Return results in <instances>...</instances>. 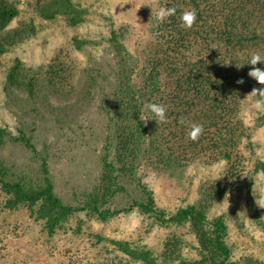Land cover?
<instances>
[{
    "label": "trees",
    "instance_id": "trees-1",
    "mask_svg": "<svg viewBox=\"0 0 264 264\" xmlns=\"http://www.w3.org/2000/svg\"><path fill=\"white\" fill-rule=\"evenodd\" d=\"M37 16L46 21L63 19L70 27H77L87 19L89 10L83 0H27ZM154 11L146 14L148 39L142 48V58L134 59L126 48L128 25L111 24L106 41L116 59L115 84L109 97H104L102 108L113 125L108 136L112 142L104 144L100 155L99 182L84 193L80 204L64 202L54 191L46 158L40 156V175L36 179L25 174H13L0 160V194L2 208L16 211L25 208L29 218L41 224L49 235L79 212H85L105 222L119 213L133 208L153 218L161 227H183L192 236L194 245L183 234L167 233L159 251L145 245H132L126 240L109 239L112 250L105 261L93 264H264L251 256L239 260L232 257L227 242L228 230L225 213L211 216L216 204L221 203L233 190L247 192V204L254 220L257 209L250 192L257 174L264 177V158L254 157L251 140L253 129L245 125L240 113L246 100H256L249 93L264 87L248 76L252 67L246 63L253 53L264 55V0H158ZM177 7L175 16L158 23L155 14L159 7ZM195 9L197 21L191 29L180 27L184 10ZM18 14L16 6L0 0V71L3 85L25 90L33 95L42 82L66 93L76 81V61L70 50L60 47L53 57L34 71L15 57L2 68V57L37 28L32 17L21 25L8 27ZM95 42L74 35L71 45L82 50ZM244 63L241 68L236 64ZM264 69V63L256 65ZM1 68L3 70H1ZM243 79L244 83L237 81ZM151 102L166 106L167 122L157 123L146 109ZM202 124L203 134L197 141L187 136L186 124L180 119ZM264 124V114L257 120ZM255 129V127H254ZM8 141H20L31 151L34 146L23 135L15 136L0 125V149ZM112 147L114 159L110 158ZM140 159L155 169H171L202 162L212 165L224 163L217 179L203 184L200 197L192 203L167 211L156 205L152 191L141 185L142 198H132L123 208L110 209L112 198L124 190L121 175L132 174ZM108 203V204H107ZM97 241L104 238L95 235ZM192 245L196 256H187L184 249ZM120 252L127 257L116 259ZM117 254V253H116ZM90 264V263H89Z\"/></svg>",
    "mask_w": 264,
    "mask_h": 264
},
{
    "label": "rangeland",
    "instance_id": "rangeland-1",
    "mask_svg": "<svg viewBox=\"0 0 264 264\" xmlns=\"http://www.w3.org/2000/svg\"><path fill=\"white\" fill-rule=\"evenodd\" d=\"M18 14L10 21L9 28L21 25L32 17L37 32L15 45L1 58L2 68L18 57L26 67L38 70L60 48H67L76 61V81L69 93L53 89L42 82L33 95L13 87L4 88L0 71V125L9 133L27 138L37 153L31 152L20 141H8L0 149V160L13 174H25L36 179L40 175V156H44L54 184V191L69 204H80L84 193L91 191L99 182L100 155L104 144L112 142L108 136L113 125L102 108L104 97H109L115 84L116 59L106 39L111 24L128 25L126 48L134 59H141L142 48L148 39L144 29L148 27L146 14L156 9L158 0H83L89 13L86 21L70 27L65 20L40 19L27 0H8ZM151 5V6H150ZM78 35L95 42L82 50L74 49L71 38ZM1 68V70H3ZM254 100H246L241 117L253 129L254 157L264 158V124L257 120L262 112L254 109ZM255 127V129H254ZM110 158L114 159L112 147ZM224 163L191 165L155 169L140 159L132 174L121 175L124 187L107 206L110 209L129 205L132 198H142L141 185L152 191L156 205L167 211L195 202L200 197L203 184L217 179ZM253 189H264V177L257 174L250 196L255 203ZM0 194V264H93L105 261L112 245L109 239L126 240L133 245H145L159 251L164 236L169 232L183 234L194 245L192 236L183 227H161L153 218L141 214L136 208L101 222L85 212H79L64 223L55 234L49 235L41 224L28 216L25 208L9 211L2 208ZM247 192L231 191L214 206L211 216L227 214V242L232 247V257L239 260L251 256L264 262V229L254 220L247 204ZM257 218L264 223V208L254 204ZM95 235L104 239L97 241ZM192 245L184 251L196 256ZM116 259L127 257L114 251ZM117 253V254H116ZM131 261L130 264H142Z\"/></svg>",
    "mask_w": 264,
    "mask_h": 264
},
{
    "label": "clouds",
    "instance_id": "clouds-1",
    "mask_svg": "<svg viewBox=\"0 0 264 264\" xmlns=\"http://www.w3.org/2000/svg\"><path fill=\"white\" fill-rule=\"evenodd\" d=\"M151 6V5H150ZM177 12V7H159L158 11L155 14V19L158 23H163L168 20V18L175 16ZM180 27L182 29L188 30L193 27V25L197 21V12L195 9L191 10H184L181 12L180 15ZM250 64L252 67L248 71V76L253 78L258 84L264 85V69L257 67L256 65L258 63H264V55H261L260 53H253L250 56V59L246 62ZM244 65V63L236 64V67L239 69ZM239 84H243L244 80L241 78L237 81ZM252 97H257L255 100L253 107L258 112L264 113V87L256 88L254 87L251 92L249 93ZM146 109L149 110L152 114V118H145L144 122L147 123L148 119H155L156 122L159 123H165L167 122V109L166 106L160 103L151 102L148 103L146 106ZM181 124H186V127L188 129L187 136L192 141H197L199 137L203 134L204 126L202 124L186 121L184 118L180 119ZM253 195L255 197V203L258 207L264 208V189L260 190L259 193H257L253 189Z\"/></svg>",
    "mask_w": 264,
    "mask_h": 264
}]
</instances>
